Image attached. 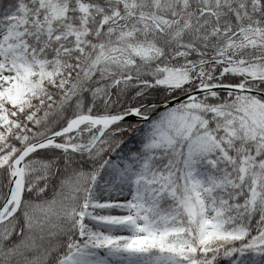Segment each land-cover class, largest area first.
Here are the masks:
<instances>
[{
	"label": "snow or ice",
	"instance_id": "obj_1",
	"mask_svg": "<svg viewBox=\"0 0 264 264\" xmlns=\"http://www.w3.org/2000/svg\"><path fill=\"white\" fill-rule=\"evenodd\" d=\"M0 264H264V0H0Z\"/></svg>",
	"mask_w": 264,
	"mask_h": 264
}]
</instances>
